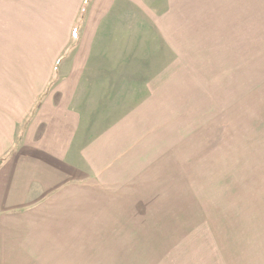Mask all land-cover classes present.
I'll list each match as a JSON object with an SVG mask.
<instances>
[{
    "label": "rangeland",
    "instance_id": "374dc122",
    "mask_svg": "<svg viewBox=\"0 0 264 264\" xmlns=\"http://www.w3.org/2000/svg\"><path fill=\"white\" fill-rule=\"evenodd\" d=\"M172 2L147 0L129 34L112 24L94 36L108 49L90 51L99 72L82 78L77 103L85 122L102 124L97 138L112 125L111 138L125 132L129 157L109 146L81 181L139 192L137 222L100 203L110 217L94 240L113 227L128 264H264V0ZM103 246L84 260H124Z\"/></svg>",
    "mask_w": 264,
    "mask_h": 264
},
{
    "label": "crops",
    "instance_id": "0c3cea01",
    "mask_svg": "<svg viewBox=\"0 0 264 264\" xmlns=\"http://www.w3.org/2000/svg\"><path fill=\"white\" fill-rule=\"evenodd\" d=\"M146 1L0 0V264H91L85 253L97 244L110 257H124L117 264L134 262L130 245L119 243L113 227L109 238L94 239L107 228L99 217H110L100 203L107 199V213L120 207L111 213L137 222L139 192L132 187L133 197L130 185L108 188L109 181L98 179L87 187L81 181V169L88 172L96 154L102 157L109 146L118 148L117 161H128L123 146L128 149L130 142H124L123 131L119 139L111 138L120 130L112 124L97 138L102 124L85 122L87 108L77 99L82 78L91 84L99 72L90 52L94 36L109 34L112 24L129 34ZM125 43L120 49L129 48ZM103 48L108 44L93 50ZM138 119L139 114L132 124L141 137ZM106 173L101 169L95 175ZM80 250L85 252L79 256Z\"/></svg>",
    "mask_w": 264,
    "mask_h": 264
}]
</instances>
